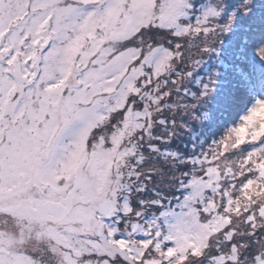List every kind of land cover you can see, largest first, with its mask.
I'll list each match as a JSON object with an SVG mask.
<instances>
[{
	"label": "snow or ice",
	"instance_id": "snow-or-ice-1",
	"mask_svg": "<svg viewBox=\"0 0 264 264\" xmlns=\"http://www.w3.org/2000/svg\"><path fill=\"white\" fill-rule=\"evenodd\" d=\"M0 264H264V0H0Z\"/></svg>",
	"mask_w": 264,
	"mask_h": 264
}]
</instances>
